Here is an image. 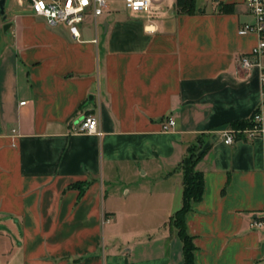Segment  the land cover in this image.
Returning a JSON list of instances; mask_svg holds the SVG:
<instances>
[{
	"label": "crops",
	"instance_id": "obj_1",
	"mask_svg": "<svg viewBox=\"0 0 264 264\" xmlns=\"http://www.w3.org/2000/svg\"><path fill=\"white\" fill-rule=\"evenodd\" d=\"M156 2L153 15L114 3L75 40L4 0L0 264H185L171 221L190 149L204 177L185 215L194 263L264 264V141L223 135L264 109L261 69L239 64L259 43L238 33L253 18L244 0L203 14ZM89 114L102 136L75 132Z\"/></svg>",
	"mask_w": 264,
	"mask_h": 264
},
{
	"label": "built area",
	"instance_id": "obj_2",
	"mask_svg": "<svg viewBox=\"0 0 264 264\" xmlns=\"http://www.w3.org/2000/svg\"><path fill=\"white\" fill-rule=\"evenodd\" d=\"M31 10L37 17L43 18L49 25H66L75 40L81 38V28L88 16L94 19L102 17L108 8L122 1L125 8L132 13L153 15L159 10L156 0H28ZM219 5L221 0H204ZM253 22L244 23L238 33L240 35L257 34L259 43L252 51L239 58L240 66L245 70L254 67L261 69V82L264 87V0H244ZM23 105L25 103H22ZM252 125L246 128H227L224 132V143L232 145L240 140L261 138L264 141V109L260 108L252 117ZM175 126L173 118H169L164 130L169 131ZM76 133L102 136L100 121L94 115H86L75 128ZM264 226V222H256Z\"/></svg>",
	"mask_w": 264,
	"mask_h": 264
},
{
	"label": "trees",
	"instance_id": "obj_3",
	"mask_svg": "<svg viewBox=\"0 0 264 264\" xmlns=\"http://www.w3.org/2000/svg\"><path fill=\"white\" fill-rule=\"evenodd\" d=\"M177 6L186 13L196 14V13H205L204 10H197L196 8V0H177ZM220 12L229 13L231 10L228 9V6L224 5L221 7ZM252 122H242L233 124V128H246L250 127ZM191 155V157H190ZM202 156V155H201ZM198 156L195 150H191L189 155L184 160L182 169L184 172L183 179V206L181 210L176 214V216L172 219L177 220L175 228L179 232V236L184 244V258L185 264H195L193 252L195 247L193 245L192 238H190L186 233V225H185V215L191 209L192 202H200L203 198L204 191V177L202 172L197 169V164L201 158ZM191 161H193L191 163ZM83 193V191L81 192ZM257 221L264 222V216L261 219H257Z\"/></svg>",
	"mask_w": 264,
	"mask_h": 264
},
{
	"label": "rangeland",
	"instance_id": "obj_4",
	"mask_svg": "<svg viewBox=\"0 0 264 264\" xmlns=\"http://www.w3.org/2000/svg\"><path fill=\"white\" fill-rule=\"evenodd\" d=\"M196 5H197V6H200V5L205 6V5H204V0H196ZM90 20H93L92 16H88V17H87V20H86L85 22H88V21H90ZM190 157H191V155H190ZM192 162H193V161H191V163H192ZM176 223H177V220H173V221H171V224H172V226H174V228H175Z\"/></svg>",
	"mask_w": 264,
	"mask_h": 264
},
{
	"label": "water",
	"instance_id": "obj_5",
	"mask_svg": "<svg viewBox=\"0 0 264 264\" xmlns=\"http://www.w3.org/2000/svg\"><path fill=\"white\" fill-rule=\"evenodd\" d=\"M0 8L3 10L4 9V0H2L1 2H0Z\"/></svg>",
	"mask_w": 264,
	"mask_h": 264
}]
</instances>
